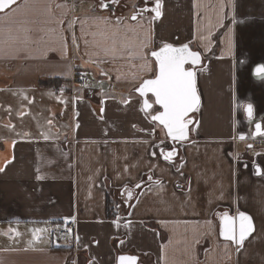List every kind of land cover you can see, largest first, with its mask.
Here are the masks:
<instances>
[{"label": "crops", "instance_id": "crops-1", "mask_svg": "<svg viewBox=\"0 0 264 264\" xmlns=\"http://www.w3.org/2000/svg\"><path fill=\"white\" fill-rule=\"evenodd\" d=\"M159 3L136 19L97 0L0 13V264H264V0ZM166 44L203 56L191 139L171 162L136 93ZM240 213L242 245L221 238L222 216Z\"/></svg>", "mask_w": 264, "mask_h": 264}, {"label": "snow or ice", "instance_id": "snow-or-ice-1", "mask_svg": "<svg viewBox=\"0 0 264 264\" xmlns=\"http://www.w3.org/2000/svg\"><path fill=\"white\" fill-rule=\"evenodd\" d=\"M16 0H0V11H3L7 6L14 4ZM113 3L117 0H112ZM107 6V5H105ZM156 17L161 15L160 3L157 0L156 8L154 9ZM132 19H136L133 16ZM159 61V76L154 80H148L140 89L143 95L145 91H150L155 95L156 103L162 106L164 111L154 116V120H158L167 130L168 135L173 139H183L186 136L187 122L184 117L187 113L196 110L199 104V96L195 87V72L186 70L184 65L189 61L195 65L200 61V54L189 51L187 45L181 48H174L171 45H166L160 52L152 53ZM256 74L264 78V65L256 68ZM151 105L145 101V108ZM249 116L252 114V106H247ZM260 125H257L259 132ZM243 138V137H242ZM169 156L171 153L168 154ZM0 171H3L0 168ZM225 239L236 241L242 245L245 238L253 231L251 218L243 213L239 216V224L233 217H224ZM43 231L42 229H34V232ZM237 231L239 239L237 241ZM39 239V237H37ZM121 264H135L134 257H120Z\"/></svg>", "mask_w": 264, "mask_h": 264}, {"label": "water", "instance_id": "water-1", "mask_svg": "<svg viewBox=\"0 0 264 264\" xmlns=\"http://www.w3.org/2000/svg\"><path fill=\"white\" fill-rule=\"evenodd\" d=\"M18 2H20V0H16V2L14 4H12L10 6H7L3 11H0V13L6 12L8 9H10L14 5H16ZM105 5H107V6H105ZM154 8H156V5H155ZM102 9L103 10H109V9H111V10L114 11L115 10V7L113 6L112 0L104 1V6L102 7ZM153 13H154V15H156L154 10H153ZM133 16H136V18L138 17V15H136V14H134ZM166 45H171L174 48H181V47L187 45L189 51L196 52V53H199L200 54V61H199V63L193 65L189 61L188 63H186L184 65V67H185L186 70H191V71H194L195 72V87H196L197 95L199 96V104H198L196 110H193V111H191V112H189V113H187L185 115L184 120L187 122L186 136H185V138L179 139V140L173 139L170 135H168L167 128L163 124H161L158 120H154L153 119L154 116H158V115H160L164 111V109L162 108V106H160L159 104L156 103L155 95L152 92H150V91H145V93L143 95L140 92V89L142 88V86L144 85V83L146 81H148V80H154V79H156L159 76V61L157 60V58L154 55H152V53H154V52H160ZM166 45L161 46L159 49H157V50H155V51H153L151 53V57L154 59V61L156 63V66H157L156 75H155V77H152V78H149V79L144 80L139 85V87L136 89V93L143 99V107H144V109H145V111L147 113H150L155 108L157 109L155 111V113H153L151 115V119H152L153 122L157 123L158 125H160L164 129L165 134H166V137H167L168 141L170 142V144L172 145V148L171 149H164V148L161 149L162 150V153H163V157L166 160H168V161L171 162V161H173L179 155V152H180V148L178 146H176V144L177 143L178 144L179 143H183L184 144V143H187L191 139V129H192L193 125L196 122L195 113H196V111L199 108L200 103H201L200 94H199V91H198V88H197L196 72H197V69H199V68H201L203 66V56H202V54L199 51L193 49L188 44H183V45L166 44ZM145 101L147 102V104L151 105V107L145 108ZM246 112H247L248 118H251L252 117V114H251V116H249L247 109H246ZM169 153H171L170 156L168 155ZM141 186H142V184L141 185H137L134 188V190H131V191H129V193H127V195H126V197H127V204L133 199L134 194H135V190H138L139 187H141ZM240 214H238V215L225 214V215L222 216V219H221V238L223 240L232 241V242L237 243L236 241L225 239V237L223 235V231H224L223 221H224V217L225 216L233 217V218L236 219L237 225H238L239 224V216H240ZM244 215H246V214H244ZM238 239H239V233L237 231V241H238ZM122 256L123 257H134L135 258V264H139L140 257L138 255H132V254H121V255H119L118 256V259H117V264H121L120 257H122Z\"/></svg>", "mask_w": 264, "mask_h": 264}, {"label": "flooded vegetation", "instance_id": "flooded-vegetation-1", "mask_svg": "<svg viewBox=\"0 0 264 264\" xmlns=\"http://www.w3.org/2000/svg\"><path fill=\"white\" fill-rule=\"evenodd\" d=\"M97 1H98V6L102 9V7L104 6V1H109V0H97ZM130 1L133 3L131 4L130 7H128L129 5L126 6L121 1L117 0V2L113 3L115 10L113 11L109 9V11L116 14L120 11L132 10L131 13L140 16L151 11L153 12V10L155 9L154 8L155 4L147 0H130Z\"/></svg>", "mask_w": 264, "mask_h": 264}, {"label": "built area", "instance_id": "built-area-1", "mask_svg": "<svg viewBox=\"0 0 264 264\" xmlns=\"http://www.w3.org/2000/svg\"><path fill=\"white\" fill-rule=\"evenodd\" d=\"M89 77L87 74L81 73V74H77L76 75V80L77 82L81 83V84H85L88 81ZM183 145V143H177L176 146H178L179 148H181ZM160 148H164V149H171L172 145L170 144V142L168 141V139H166V141L164 143L161 144ZM74 226L72 223H66L65 225H63L62 227H60L58 229V232L61 236H67L68 234L71 233V231L73 230Z\"/></svg>", "mask_w": 264, "mask_h": 264}, {"label": "trees", "instance_id": "trees-1", "mask_svg": "<svg viewBox=\"0 0 264 264\" xmlns=\"http://www.w3.org/2000/svg\"><path fill=\"white\" fill-rule=\"evenodd\" d=\"M51 82H53V81H43V82H41V85H47V84H50Z\"/></svg>", "mask_w": 264, "mask_h": 264}]
</instances>
